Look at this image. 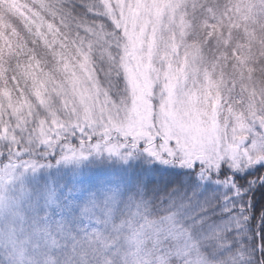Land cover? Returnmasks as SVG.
I'll use <instances>...</instances> for the list:
<instances>
[{
	"label": "snow or ice",
	"instance_id": "snow-or-ice-1",
	"mask_svg": "<svg viewBox=\"0 0 264 264\" xmlns=\"http://www.w3.org/2000/svg\"><path fill=\"white\" fill-rule=\"evenodd\" d=\"M0 264H264V0H0Z\"/></svg>",
	"mask_w": 264,
	"mask_h": 264
}]
</instances>
